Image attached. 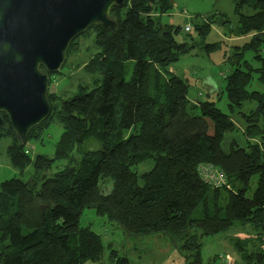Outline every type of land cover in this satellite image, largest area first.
Returning <instances> with one entry per match:
<instances>
[{"label": "trees", "instance_id": "16d2710c", "mask_svg": "<svg viewBox=\"0 0 264 264\" xmlns=\"http://www.w3.org/2000/svg\"><path fill=\"white\" fill-rule=\"evenodd\" d=\"M236 5L239 22L233 26L222 18V25L232 36L250 38L234 46L230 61L235 68L225 78V91L230 110L240 109L245 144L232 140L226 151L225 136L237 129L232 116L215 102L193 104L189 83L169 71L197 44L191 33L180 41L184 29L163 22L173 1L126 0L111 11L115 32L98 25L82 35L94 34L96 53L84 65L85 72L101 77L93 86H79L66 99L50 92L51 114L31 131L27 143L2 113L0 140L12 141L7 150L11 164L21 173L31 167L32 173L27 181L14 177L1 184L0 264L100 262L110 247L103 235L82 226L86 209L115 222L128 236H164L188 264H204V238L232 227L250 225L264 235V91L250 90L255 83L264 87V0H238ZM245 7L251 12L241 13ZM210 18L192 21L202 41L212 29L215 18ZM82 36L72 43L67 59ZM217 46L205 47L209 52ZM130 61L134 69L127 80ZM61 73L50 74V86ZM250 102L255 107L242 111ZM55 121L64 128L55 156H31L28 142L42 139ZM89 140L100 148L85 150ZM57 161L66 164L49 174ZM149 161L154 163L149 172L133 169ZM204 165L222 170L230 188L205 183L200 176ZM255 176L257 187L249 196ZM110 180L112 190L105 193L101 183ZM237 246L245 251L241 242ZM110 258L130 264L116 250ZM244 261L264 264L263 249L246 252Z\"/></svg>", "mask_w": 264, "mask_h": 264}, {"label": "rangeland", "instance_id": "374dc122", "mask_svg": "<svg viewBox=\"0 0 264 264\" xmlns=\"http://www.w3.org/2000/svg\"><path fill=\"white\" fill-rule=\"evenodd\" d=\"M173 7L168 14L163 17V22L172 24L175 27L181 26L184 30L180 34L179 40H183V34L191 33L196 38V47L190 53L184 55L178 62L172 65L177 76L186 80L190 85L189 99L193 104L199 105L201 102H215L217 107L224 113L232 116L237 129L227 133L223 142V148L230 149L232 140L239 144H245L243 129L244 121L237 114L240 109L232 112L229 108V102L225 91V78L235 68L230 57L233 56L236 45H243L249 41L250 37H235L228 33L227 28L222 25V18L229 20L234 26L239 22L240 14L237 12L236 3L238 0H172ZM241 13L248 14L251 10L247 7L241 9ZM216 16V17H215ZM211 17L214 20L209 35L202 41L193 28V20H207ZM190 25L191 31L185 30ZM218 43L215 50L207 51L206 44ZM96 49L94 47V34L91 32L87 36H82L77 40L76 48L70 53L66 64L62 68V73L52 77L50 92L59 94V97L70 98L79 92V86H93V82L99 75H90L84 71V65L94 56ZM134 62L127 63V73L125 78L130 80L133 74ZM264 91V87L255 83L250 87ZM254 102L245 104L241 109L249 112L255 107ZM196 114L200 113L198 108ZM64 132L63 125L58 121L53 122L44 137L40 140H31L27 144V150L31 156L46 154L53 158L56 153L57 144ZM134 132V131H133ZM213 133V128L210 130ZM132 133H127V137ZM10 138L0 140V189L1 184L8 179L18 177L27 181L31 178L32 168L25 173H21L11 164L8 155V146L11 143ZM85 150H96L100 144L95 140H89L84 145ZM79 159L80 154L75 153ZM66 162L57 161L55 167L49 174H53ZM154 163L152 161L142 163L133 168L138 174L149 172ZM258 177L255 176L251 182V188L248 195L252 196L257 187ZM113 182L103 181L101 188L103 192L108 193L112 190ZM230 188V186H229ZM201 214L199 209L195 217ZM82 226L91 227L95 232L103 235L104 241L110 248H107L103 259L98 263L87 264H120L116 258H110L111 250H116L120 257L129 259L130 264H188L173 247V244L167 242L162 235L149 236L144 238H135L125 234L122 227L115 222H110L107 218L100 217L95 210L86 209L81 218ZM241 227V226H238ZM226 234L216 235L204 238L203 259L204 264H220L216 255L225 254L226 249L220 240ZM231 248V247H230ZM228 252V251H227ZM239 264V263H236ZM244 264V263H240Z\"/></svg>", "mask_w": 264, "mask_h": 264}, {"label": "water", "instance_id": "95a60500", "mask_svg": "<svg viewBox=\"0 0 264 264\" xmlns=\"http://www.w3.org/2000/svg\"><path fill=\"white\" fill-rule=\"evenodd\" d=\"M126 0H0V128L6 114L27 143L50 116V74L60 72L75 39L94 26L115 32L113 7Z\"/></svg>", "mask_w": 264, "mask_h": 264}, {"label": "crops", "instance_id": "0c3cea01", "mask_svg": "<svg viewBox=\"0 0 264 264\" xmlns=\"http://www.w3.org/2000/svg\"><path fill=\"white\" fill-rule=\"evenodd\" d=\"M169 71L172 74H176L172 67L169 68ZM221 234H226L220 239L223 242L222 245L226 249V253L216 255V259H219L220 264H245L244 254L246 252H253L260 248L264 251V235H259L250 225L232 227ZM238 241L243 244L245 251L238 248Z\"/></svg>", "mask_w": 264, "mask_h": 264}, {"label": "built area", "instance_id": "2783aa9c", "mask_svg": "<svg viewBox=\"0 0 264 264\" xmlns=\"http://www.w3.org/2000/svg\"><path fill=\"white\" fill-rule=\"evenodd\" d=\"M185 30L191 31V26L185 27ZM200 176L202 180L216 188H221L224 186L229 187L227 177L218 167L213 165H204L200 168Z\"/></svg>", "mask_w": 264, "mask_h": 264}]
</instances>
